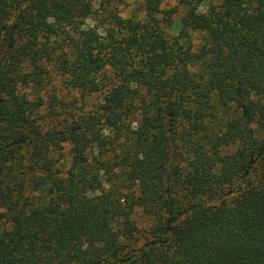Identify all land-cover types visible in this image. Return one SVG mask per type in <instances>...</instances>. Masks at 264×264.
I'll use <instances>...</instances> for the list:
<instances>
[{
    "label": "trees",
    "instance_id": "16d2710c",
    "mask_svg": "<svg viewBox=\"0 0 264 264\" xmlns=\"http://www.w3.org/2000/svg\"><path fill=\"white\" fill-rule=\"evenodd\" d=\"M0 0V264H264V0Z\"/></svg>",
    "mask_w": 264,
    "mask_h": 264
},
{
    "label": "rangeland",
    "instance_id": "374dc122",
    "mask_svg": "<svg viewBox=\"0 0 264 264\" xmlns=\"http://www.w3.org/2000/svg\"><path fill=\"white\" fill-rule=\"evenodd\" d=\"M142 1L143 0H127L126 5L121 8L122 13L126 15L131 11L138 12L139 5ZM177 1L178 0H162L161 4L163 7H168L171 5H175ZM94 2H97V0H95Z\"/></svg>",
    "mask_w": 264,
    "mask_h": 264
}]
</instances>
